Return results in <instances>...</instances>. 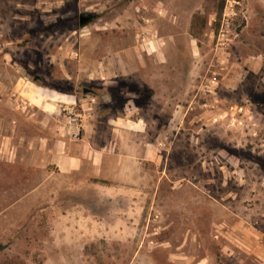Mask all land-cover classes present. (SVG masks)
<instances>
[{
  "label": "rangeland",
  "instance_id": "1",
  "mask_svg": "<svg viewBox=\"0 0 264 264\" xmlns=\"http://www.w3.org/2000/svg\"><path fill=\"white\" fill-rule=\"evenodd\" d=\"M220 2L0 0V114L44 92L78 158L0 160V264H259L264 0Z\"/></svg>",
  "mask_w": 264,
  "mask_h": 264
},
{
  "label": "crops",
  "instance_id": "2",
  "mask_svg": "<svg viewBox=\"0 0 264 264\" xmlns=\"http://www.w3.org/2000/svg\"><path fill=\"white\" fill-rule=\"evenodd\" d=\"M31 89L34 92V89ZM35 93V98L42 97L41 103L36 104L35 124L30 121L31 124L25 127L17 119L0 114V160L17 161L23 165H40L46 168L55 166L58 172L70 173L77 166L78 158L69 152L70 140L66 136L61 137V133L66 135L69 132L66 128V131L61 132L59 106L54 102L43 101L44 92L41 91L38 94L36 90ZM121 119L126 123L130 121L123 117ZM22 151H27L23 157L20 156ZM98 159L100 158H97V162ZM247 224L249 227L241 220L236 223V228L234 227L236 231H233L234 234L228 239L234 241V246L244 249L248 258L251 255L254 258L256 256L254 260L264 264V231L252 227L248 222ZM229 250L231 254L235 253L234 248ZM198 264H208V260L203 258Z\"/></svg>",
  "mask_w": 264,
  "mask_h": 264
},
{
  "label": "water",
  "instance_id": "3",
  "mask_svg": "<svg viewBox=\"0 0 264 264\" xmlns=\"http://www.w3.org/2000/svg\"><path fill=\"white\" fill-rule=\"evenodd\" d=\"M91 20V15L90 14H82L80 16V24L83 25L84 23L88 22ZM38 79V76L35 77V80Z\"/></svg>",
  "mask_w": 264,
  "mask_h": 264
},
{
  "label": "built area",
  "instance_id": "4",
  "mask_svg": "<svg viewBox=\"0 0 264 264\" xmlns=\"http://www.w3.org/2000/svg\"><path fill=\"white\" fill-rule=\"evenodd\" d=\"M223 15H224V19H225L226 15H228L227 9L224 11ZM242 110H243V107H241L239 111H242ZM68 113H69V117H67V119H68L69 124L71 122H73V121H74L73 123H75L76 122V118H74V117L71 116V114H70L71 112L70 111H68Z\"/></svg>",
  "mask_w": 264,
  "mask_h": 264
},
{
  "label": "trees",
  "instance_id": "5",
  "mask_svg": "<svg viewBox=\"0 0 264 264\" xmlns=\"http://www.w3.org/2000/svg\"><path fill=\"white\" fill-rule=\"evenodd\" d=\"M225 0H221L219 7H218V13L221 14L223 7H224Z\"/></svg>",
  "mask_w": 264,
  "mask_h": 264
},
{
  "label": "flooded vegetation",
  "instance_id": "6",
  "mask_svg": "<svg viewBox=\"0 0 264 264\" xmlns=\"http://www.w3.org/2000/svg\"><path fill=\"white\" fill-rule=\"evenodd\" d=\"M92 17V16H91ZM38 79H39V77H38ZM37 80V79H36Z\"/></svg>",
  "mask_w": 264,
  "mask_h": 264
}]
</instances>
